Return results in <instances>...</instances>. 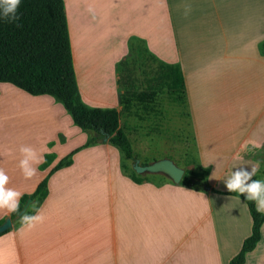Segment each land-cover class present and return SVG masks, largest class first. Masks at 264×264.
<instances>
[{
  "label": "crops",
  "instance_id": "0c3cea01",
  "mask_svg": "<svg viewBox=\"0 0 264 264\" xmlns=\"http://www.w3.org/2000/svg\"><path fill=\"white\" fill-rule=\"evenodd\" d=\"M63 5L76 84L87 106L118 111L116 66L133 47L143 51L145 43L159 61L179 66L195 159L209 168L208 186L190 188L159 174L162 183L136 184L109 144L81 148L48 178L46 197L33 213L43 221L13 225L0 236V264H228L252 222L242 199L212 189L228 191L222 179L231 169L264 157V0ZM69 126L51 97L0 83V168L8 186L31 193L59 159L82 146L85 135ZM5 140L16 157L6 159ZM21 145L55 158L26 177L18 167ZM9 213L0 210V219ZM262 248L264 222L243 264H259ZM207 252L216 260L205 259Z\"/></svg>",
  "mask_w": 264,
  "mask_h": 264
},
{
  "label": "trees",
  "instance_id": "16d2710c",
  "mask_svg": "<svg viewBox=\"0 0 264 264\" xmlns=\"http://www.w3.org/2000/svg\"><path fill=\"white\" fill-rule=\"evenodd\" d=\"M17 11L18 21L8 23L6 20H0V83H8L32 96L51 97L63 107L72 124L87 134V139L82 146L59 159L31 193L20 196L18 210L8 215L14 225L22 224V215L17 218V214L28 198L32 199L33 205L25 213L33 215L46 197L50 175L69 166L72 155L81 148L107 143L118 150L121 158L134 160L131 140L119 125V112L115 108L89 107L81 100L72 64L63 0H21ZM134 52L140 59L155 62L154 76L151 79L144 81V70L141 79L138 80L134 75L135 60L129 58ZM116 71L119 76L118 89L121 90L118 104L122 111L134 110L135 113H144V107L151 105L157 94L162 91L170 102L186 109L184 81L177 64L163 63L145 47L141 51L136 46L130 49L128 57L118 62ZM54 158L52 153L45 154L38 168L48 167ZM257 160L261 164L258 175L253 179L259 175L264 178V157L258 155ZM183 170L179 185L207 188L208 167H202L194 161L192 167H184ZM122 172L136 184L147 179L144 174H136L134 171L127 174L122 169ZM212 192L237 196L247 205L252 222L251 233L243 240L239 252L228 263L243 264L245 253L251 251L260 238L264 214L256 210L254 201L246 200L242 194L213 189ZM4 218L0 219V223ZM9 231L0 233V236Z\"/></svg>",
  "mask_w": 264,
  "mask_h": 264
},
{
  "label": "rangeland",
  "instance_id": "374dc122",
  "mask_svg": "<svg viewBox=\"0 0 264 264\" xmlns=\"http://www.w3.org/2000/svg\"><path fill=\"white\" fill-rule=\"evenodd\" d=\"M144 47L151 53L145 43ZM129 58L135 60L133 65L134 75L138 80L142 78L143 70L144 81L154 76L153 72L156 67L155 62L151 63L146 59L138 58L136 52ZM144 89L146 88L144 87ZM120 92L121 90H119V93ZM163 92L164 91L157 94L151 105L149 104V106L144 107V113H135L134 110L124 112L121 110V106L118 107L119 125L127 133L133 148L134 160L121 158L122 169L127 174L133 173L132 164L135 160H138L140 165H144L157 159L168 158L181 168L192 167L194 161H196L194 152L195 146L186 109L170 102ZM56 105L63 112V117H66L70 122L71 126L68 127V131L70 127L76 131H80L71 123V119L63 107L58 103H56ZM9 111L11 110L9 109ZM39 123H41V121L38 120V124ZM80 133L83 132L80 131ZM83 134L87 139V134ZM11 146L12 143L10 141H4L6 159L13 156L16 157V155L8 152ZM144 176L157 184L162 183L164 180L163 178H159L157 174H144ZM32 205L33 202L29 208Z\"/></svg>",
  "mask_w": 264,
  "mask_h": 264
},
{
  "label": "clouds",
  "instance_id": "9594fccd",
  "mask_svg": "<svg viewBox=\"0 0 264 264\" xmlns=\"http://www.w3.org/2000/svg\"><path fill=\"white\" fill-rule=\"evenodd\" d=\"M21 0H0V20L13 23L19 20L18 7ZM20 158L18 167L26 177H31L36 172V165L43 161L44 156L40 150L31 145L19 147ZM237 158L243 161L242 156ZM261 162L255 161L251 166L245 167L246 162L231 169L230 174L224 177L223 183L229 193L244 194L246 200L254 201L258 212L264 211V178L253 179ZM9 176L0 168V210L16 212L19 208V198L22 192L8 186ZM27 228H32L36 223L42 222L44 217L37 213L29 215L24 213L20 217Z\"/></svg>",
  "mask_w": 264,
  "mask_h": 264
},
{
  "label": "water",
  "instance_id": "95a60500",
  "mask_svg": "<svg viewBox=\"0 0 264 264\" xmlns=\"http://www.w3.org/2000/svg\"><path fill=\"white\" fill-rule=\"evenodd\" d=\"M132 169L136 174H159L167 177L172 183L179 184L183 175V168L176 165L171 159L161 158L152 161L151 163L140 165L138 160L132 164ZM32 199L28 198L21 210L17 214V218L25 213L28 207L32 204ZM13 224L9 217H5L0 223V233L10 230Z\"/></svg>",
  "mask_w": 264,
  "mask_h": 264
},
{
  "label": "bare ground",
  "instance_id": "6f19581e",
  "mask_svg": "<svg viewBox=\"0 0 264 264\" xmlns=\"http://www.w3.org/2000/svg\"><path fill=\"white\" fill-rule=\"evenodd\" d=\"M231 230V229H230ZM227 233V232H226ZM231 233V232H230ZM227 235V234H226ZM219 236V235H218ZM221 236V235H220ZM231 236V235H230ZM220 239H222V238H220ZM222 240H224V239H222ZM219 239H218V244H219ZM225 241V240H224ZM223 241V242H224ZM221 242V241H220ZM211 243V242H210ZM209 243V244H210ZM222 243V242H221ZM224 243H226V242H224ZM228 244V243H227ZM211 245V244H210ZM220 245V244H219ZM223 245V243L221 244V247H224L225 248V246H222ZM201 246V245H200ZM204 245H202L201 246V248L203 247ZM212 246V245H211ZM198 248H199V246H198ZM204 248V247H203ZM209 248V247H208ZM209 249H211V248H209ZM219 249H221V248H219ZM223 249V248H222ZM203 250V249H202ZM212 250V249H211ZM261 252H260V257H259V264H264V248H262L261 250H260ZM213 250H212V255H213ZM203 254H205V253H203ZM223 254V253H222ZM209 257H212L211 255L209 256V253L207 252L206 253V255H205V259H208ZM213 258V260H214V257H212ZM216 260V259H215ZM214 260V261H215Z\"/></svg>",
  "mask_w": 264,
  "mask_h": 264
}]
</instances>
